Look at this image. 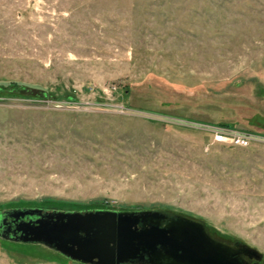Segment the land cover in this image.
<instances>
[{
	"label": "rangeland",
	"instance_id": "rangeland-1",
	"mask_svg": "<svg viewBox=\"0 0 264 264\" xmlns=\"http://www.w3.org/2000/svg\"><path fill=\"white\" fill-rule=\"evenodd\" d=\"M12 82L0 213L161 210L264 264V143L211 134L264 130V0H0ZM0 264L83 263L0 236Z\"/></svg>",
	"mask_w": 264,
	"mask_h": 264
},
{
	"label": "water",
	"instance_id": "water-1",
	"mask_svg": "<svg viewBox=\"0 0 264 264\" xmlns=\"http://www.w3.org/2000/svg\"><path fill=\"white\" fill-rule=\"evenodd\" d=\"M0 229L2 237L83 264H260L262 258L239 240L215 238L199 220L153 209L10 208L0 213Z\"/></svg>",
	"mask_w": 264,
	"mask_h": 264
},
{
	"label": "built area",
	"instance_id": "built-area-1",
	"mask_svg": "<svg viewBox=\"0 0 264 264\" xmlns=\"http://www.w3.org/2000/svg\"><path fill=\"white\" fill-rule=\"evenodd\" d=\"M211 134L212 141L226 145L247 147L253 143H264V134L262 133L239 130L227 125L213 127Z\"/></svg>",
	"mask_w": 264,
	"mask_h": 264
},
{
	"label": "trees",
	"instance_id": "trees-1",
	"mask_svg": "<svg viewBox=\"0 0 264 264\" xmlns=\"http://www.w3.org/2000/svg\"><path fill=\"white\" fill-rule=\"evenodd\" d=\"M14 83H5V85H11L10 87H4L3 85L0 84V91H3V90H6V91H16V90H23L25 88L24 85H20V84H17V85H13ZM224 125H227V123H223ZM255 132H260L262 134H264V130L261 129V130H254Z\"/></svg>",
	"mask_w": 264,
	"mask_h": 264
},
{
	"label": "flooded vegetation",
	"instance_id": "flooded-vegetation-1",
	"mask_svg": "<svg viewBox=\"0 0 264 264\" xmlns=\"http://www.w3.org/2000/svg\"><path fill=\"white\" fill-rule=\"evenodd\" d=\"M168 216H169V215H168ZM133 264H139V263L134 262Z\"/></svg>",
	"mask_w": 264,
	"mask_h": 264
}]
</instances>
